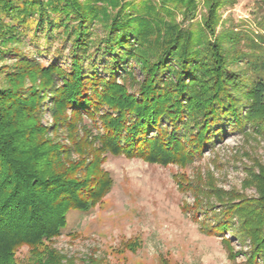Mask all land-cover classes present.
Returning a JSON list of instances; mask_svg holds the SVG:
<instances>
[{"label":"trees","instance_id":"trees-1","mask_svg":"<svg viewBox=\"0 0 264 264\" xmlns=\"http://www.w3.org/2000/svg\"><path fill=\"white\" fill-rule=\"evenodd\" d=\"M234 1L204 0L194 20L198 0H0V45L34 19L48 40L61 30L70 60L58 51L41 64L19 52L17 70L0 69V264H18L23 245L27 264H73L52 241L70 210L89 211L113 186L102 154L187 163L229 124L264 132V53L232 54L225 42L235 36L217 30L220 9ZM5 46L0 55L12 51ZM250 56L258 77L248 81L232 64ZM26 79L35 85L23 88ZM45 106L52 125L42 122ZM255 163L259 197L225 203L253 264L264 262V163ZM229 219L216 218L215 229L230 230Z\"/></svg>","mask_w":264,"mask_h":264},{"label":"rangeland","instance_id":"rangeland-1","mask_svg":"<svg viewBox=\"0 0 264 264\" xmlns=\"http://www.w3.org/2000/svg\"><path fill=\"white\" fill-rule=\"evenodd\" d=\"M198 2L194 20H201L205 12L204 0ZM220 15L218 33L231 30L237 40L225 42L232 54L254 50L264 53L262 0L226 3ZM181 18L179 14L178 21ZM30 21L29 28L20 27L19 33L13 32L16 37L7 40L6 46L0 45L12 50L0 55V69L17 70L23 55L48 64L57 59L58 51L59 61L68 67V49H63L61 30L48 40L42 33H34V19ZM95 28L101 32L99 23ZM251 59L244 57L232 64L248 81L258 77L249 64ZM34 85L26 79L22 86ZM235 94L240 96V92ZM44 108L42 122L52 125L53 116ZM245 125L241 131L229 124L224 136L187 163L160 164L102 154L101 168L112 176L113 186L89 211L70 210L67 226L53 238V246L73 264H253L248 255L250 240L242 241L233 234L239 219L236 214L226 216L229 205L225 204H238L241 195L259 197L251 173L259 171L255 162L264 163V132L257 131L250 122ZM68 133L61 129L58 138L70 144ZM213 189L224 192L218 194ZM216 218H230L231 229L216 230ZM29 256V247L21 246L16 252L17 263L27 264Z\"/></svg>","mask_w":264,"mask_h":264}]
</instances>
